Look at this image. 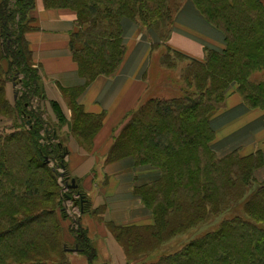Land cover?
I'll return each mask as SVG.
<instances>
[{"label": "trees", "instance_id": "16d2710c", "mask_svg": "<svg viewBox=\"0 0 264 264\" xmlns=\"http://www.w3.org/2000/svg\"><path fill=\"white\" fill-rule=\"evenodd\" d=\"M191 1L221 32L225 46L205 49L203 61L173 53L186 62L182 79L188 89L178 98L146 101L115 139L108 160L130 156L135 164L148 165L157 173L137 189L152 213L153 224L114 227L112 233L128 258L145 243L167 240L165 236L219 218L215 230L156 262L143 264H198L203 258L209 264H264V182L257 183L253 177L264 153L239 157L233 152L217 158L209 146L214 135L210 119L223 108L230 86L236 87L248 108L264 111V6L259 0ZM42 2L48 8L76 12L69 48L86 84L116 72L124 53L122 18L158 28L168 12L166 0ZM235 6L244 7L239 12L247 17L230 19ZM33 7L34 0H0V119L8 118L4 126L15 121L14 132L0 136V264H67L60 225L67 218L61 204L65 196L59 194L57 184L59 170L66 175L64 138L70 135L81 143H92L102 119L81 112L75 102L81 89L65 95L68 116L56 101L46 100L25 39ZM163 61L170 63L167 53ZM11 71L22 75V90L15 94L12 108L4 98L2 79ZM255 72L263 73L261 81L250 80ZM33 97L34 102H48L56 127L48 128L43 119L48 112L30 103ZM14 147L17 154L13 156L8 150ZM14 157L20 158L16 165L12 164ZM51 162L54 167L49 166ZM74 194L81 196L75 189L67 196ZM76 203L81 205L80 197ZM40 220L43 228H34ZM30 227L36 230L30 232ZM69 231L79 252L93 264L97 254L86 232L76 221ZM150 244L144 254L159 247V243Z\"/></svg>", "mask_w": 264, "mask_h": 264}, {"label": "crops", "instance_id": "0c3cea01", "mask_svg": "<svg viewBox=\"0 0 264 264\" xmlns=\"http://www.w3.org/2000/svg\"><path fill=\"white\" fill-rule=\"evenodd\" d=\"M28 17L31 22L25 39L31 60L39 70L38 84L46 100L56 101L68 116L65 95L81 89L75 100L81 112L101 116L92 143H81L70 135L64 138L66 178L74 181L75 190L84 201L77 206L78 226L90 242L94 243L96 236L102 239L103 247L99 250L104 260L125 264L123 250L108 229L153 224L152 213L137 195V189L155 177L157 171L148 165L135 164L130 156L108 160V155L131 114L152 93L153 40L133 21L123 18L124 53L116 72L109 77L97 76L86 84L69 48L70 35L76 30V12L70 8H48L42 0H34ZM164 46L187 59L203 61L205 49L221 50L225 44L221 32L192 3L185 2L174 16ZM210 125L214 135L209 146L217 157L233 152L239 157L264 153L263 149L253 150L254 145L264 147V111L248 108L235 86L228 88L223 108L211 117ZM65 132L66 128L61 133ZM253 177L264 182V157ZM72 222L67 216L60 224L64 243L74 240L69 231Z\"/></svg>", "mask_w": 264, "mask_h": 264}, {"label": "rangeland", "instance_id": "374dc122", "mask_svg": "<svg viewBox=\"0 0 264 264\" xmlns=\"http://www.w3.org/2000/svg\"><path fill=\"white\" fill-rule=\"evenodd\" d=\"M217 1H222V0H217ZM259 1H261L263 6H264V0H259ZM185 2H190L194 5V3L191 0H166V5L168 8V12L166 13L167 19L163 21L164 24L159 23L158 28H155V26H152L153 28H148L147 26H143L137 20H131L130 19L139 27V29L147 32V34H150V36L153 40V46H154L153 63L155 65L154 79H153L154 83L152 85V93L151 94L149 93L148 99L155 98L158 100H168L171 98H176V97L178 98V97L182 96V93L186 89H188L185 87L186 85L184 83V80L182 79V73L185 72L186 64L183 61H180V59L176 55H173V53L170 52L169 50H167L164 46L165 42L167 41V39L169 37L174 16L176 15L178 10L182 7V5ZM243 9H244V7H242V6H235V8H233V10L229 13L230 19H233V18L244 19V18H246L247 15L245 12L242 14H240V12H239V10H243ZM125 18L129 19L127 17H125ZM121 34H122V32H121ZM166 53L169 56L170 63H168V61H163V57ZM4 66H5V63H4ZM5 69H7V66H5ZM12 72L13 71H11V73L8 77L3 76V78H2L5 80V82H4V98L8 101L11 108L13 107V104H14L15 94H18V92L21 89V87L19 85L20 84L19 80L22 78V75L12 74ZM262 79H263V73L262 72H255L250 77V80L252 82H259ZM231 89L232 88H230L229 91H231ZM148 99H146V100L148 101ZM34 100H35V98L33 97L30 99L29 102L30 103L33 102L34 104H38L41 106V108H43L44 110H47L48 113L43 116V119L46 120L47 123H49V124H47L48 128L51 129L53 127H56L55 117L53 115V112H52L48 102H45L44 104H42L41 102L40 103L34 102ZM143 104H144V102L141 105H143ZM11 117H13V119H15L14 111H13V114ZM7 119H8L7 117L0 119V136L1 137H4V136L8 135L9 133L14 132L15 121L8 122V123H6L5 126L3 125ZM63 129H62V131H63ZM58 132H61V130ZM60 141H61V139H60ZM253 148H254L253 149L254 151L258 150V148L264 150V147L262 144L260 145V147H258L257 145H254ZM8 151L11 154H13V156L17 154V152H15L16 151L15 147H14V149H9ZM5 154H7V153H5ZM13 159L14 160L12 161V164L16 165L20 158L14 157ZM49 166L54 167V162L49 163ZM255 182H257V181L255 180ZM57 184L59 186V194H61L62 193V186L59 184V179L57 180ZM61 204L65 208V211L67 214V211H69V210L66 208V200H62ZM69 213H71V211ZM69 213L67 214V216L71 217V215H69ZM226 217H229V214H226ZM64 220H66V219H64ZM62 221L63 220H61V222ZM209 221H207V222H209ZM43 224H44L43 220H40L39 224H37L38 226L34 227V228H38L40 226L39 229H41V228H43ZM219 224H220L219 218H213V220L209 223H200L196 226L194 225L193 227H190L186 231L185 230L180 231V233H177L176 235L165 236V237H168L167 240L162 238L163 240H160L159 242L154 240V242L151 244L145 243L139 247H136V250L138 251V253L131 254L128 258L125 256V254L123 252L124 258H125V260H123V261H125V264H143V263L156 262L160 257H162L164 255L172 254V253L178 251L179 249H181L185 244H187L191 240L199 238V237L203 236L204 234L215 230ZM114 227L115 226H111L108 229L110 234H111V237H113V238H114V236H113L112 231H113ZM34 228L30 227L29 231L30 232L35 231L36 229H34ZM74 228H75V226H74ZM72 238H74L73 235H72ZM114 240H115V238H114ZM93 242L94 243L90 242L91 243L90 245L94 248V250L96 251V254H97L95 260L93 261V264H103V263L110 264L109 263L110 261H108L106 259L104 260L102 258V255H101L100 250H99L101 247H103L102 239H100L99 237L96 236ZM115 242H117V241L115 240ZM158 243H159V247L157 249H155L149 253H146V254H144L142 252L147 247H149L148 244H150V246H151V245H155ZM61 244H62V247H66V250L64 252V258H65L67 264H88L84 255H82V253L79 252L77 245L75 244L74 240L71 243H68V242L64 243L63 239H62ZM118 245H119V243H118ZM119 246L121 247V244ZM75 247L78 250V252H74L75 254L67 251V249H74ZM237 247L235 246L236 250H237ZM233 250H235V249L233 248ZM200 260H198V261H200V262H198V264H209V261L206 258H203ZM228 264H230V261L228 262Z\"/></svg>", "mask_w": 264, "mask_h": 264}, {"label": "built area", "instance_id": "2783aa9c", "mask_svg": "<svg viewBox=\"0 0 264 264\" xmlns=\"http://www.w3.org/2000/svg\"><path fill=\"white\" fill-rule=\"evenodd\" d=\"M59 184L62 186V195H65L66 193H68V189L65 188V185L68 184V180L66 178V175L64 173L63 170H59ZM77 198V196L72 197V200H67L66 201V208L69 210L67 211V214L71 211V213H69V215H71V218L73 219V221H76V219L78 218V209L77 206L75 205V199ZM66 212V211H65Z\"/></svg>", "mask_w": 264, "mask_h": 264}, {"label": "water", "instance_id": "95a60500", "mask_svg": "<svg viewBox=\"0 0 264 264\" xmlns=\"http://www.w3.org/2000/svg\"><path fill=\"white\" fill-rule=\"evenodd\" d=\"M65 188L68 189V190H74V189H76V187L74 185V181H71V184L70 185L66 184L65 185ZM79 197L81 199V202H83V198L81 196H79ZM67 198H69V197H67ZM71 200H72V198H71ZM67 251H69L71 253L78 252V250H77L76 247L74 249H67Z\"/></svg>", "mask_w": 264, "mask_h": 264}]
</instances>
